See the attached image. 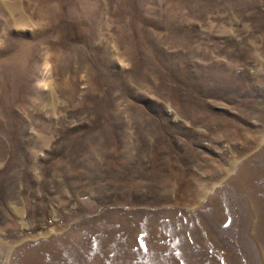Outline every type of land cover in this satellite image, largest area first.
<instances>
[{
	"label": "rangeland",
	"instance_id": "1",
	"mask_svg": "<svg viewBox=\"0 0 264 264\" xmlns=\"http://www.w3.org/2000/svg\"><path fill=\"white\" fill-rule=\"evenodd\" d=\"M0 264H264V0H0Z\"/></svg>",
	"mask_w": 264,
	"mask_h": 264
}]
</instances>
